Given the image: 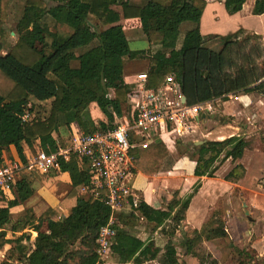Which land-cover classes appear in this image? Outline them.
<instances>
[{
	"label": "trees",
	"instance_id": "1",
	"mask_svg": "<svg viewBox=\"0 0 264 264\" xmlns=\"http://www.w3.org/2000/svg\"><path fill=\"white\" fill-rule=\"evenodd\" d=\"M13 1L0 0V54L4 45L8 49L5 56L0 55V163L12 146L27 161L23 143L36 153L39 149L56 151L60 137L55 133H60L61 127L78 124L86 133L114 127V116L110 111L107 122L89 121L88 110L94 102L106 100L107 107L118 115L123 111L130 115L132 102L124 71L128 59L138 54L130 53L126 58L113 53L99 38L103 29L96 27L91 18L101 26L113 25L123 18H139L144 34L152 44L163 42L185 21L200 22L209 0H50L52 5L46 0H23L22 14L13 30L15 41H12L6 19ZM216 1L224 2L227 12L234 15L243 10L248 0ZM252 13L264 14V0H254ZM240 32L241 29L227 35H204L199 27H194L183 38L181 55L169 62L153 57L149 71L154 77L167 70L177 72L185 91L196 101L228 97L251 87L264 96L263 72L254 75L246 71L232 78L229 71L225 89H221L219 65L230 64L228 61ZM48 35L52 37L51 42L44 39ZM217 38L223 41L220 52L207 45ZM32 97L49 104L38 113ZM25 111L34 116L23 121L21 115ZM188 144L195 149L193 174L198 177L192 191L184 198L174 196L166 208H155L141 200L137 212L119 215L112 255L120 264H185L175 242L178 232H183L181 247L186 254L198 257L200 264H218L215 258L207 263L196 247L203 241L229 239L225 220L209 218L202 229H194L191 236L184 229L187 211L202 186V177H214L218 163L225 159L230 158L233 163L241 159L249 142L233 135L224 140H206L200 145ZM132 153L137 171L145 175L159 173L171 157L170 146L163 140H156L147 148H134ZM58 161L61 170L70 173L73 187L89 183L88 172L78 164L77 157ZM245 172L241 163L235 164L225 180L236 182ZM34 193L32 181L21 172L11 194L0 195V203L5 207L0 209V251L8 243L15 242L16 245L8 250L0 264H15L16 261L23 264H104L98 252V238L101 228L110 220L111 208L105 202L92 200L81 193L68 215L50 207L37 219L32 208L26 207L24 213L13 218L15 213L11 208L25 204ZM141 221L153 223V229L160 228L166 237L161 254L133 234L132 229ZM12 223L17 231L29 228L37 232L30 249H25L21 237L14 240L7 237ZM27 242L31 243L30 236ZM235 252L238 264H264V256L260 258L255 248L235 246Z\"/></svg>",
	"mask_w": 264,
	"mask_h": 264
},
{
	"label": "rangeland",
	"instance_id": "2",
	"mask_svg": "<svg viewBox=\"0 0 264 264\" xmlns=\"http://www.w3.org/2000/svg\"><path fill=\"white\" fill-rule=\"evenodd\" d=\"M46 1L50 5L53 4L50 0H46ZM132 2H139V0L138 1L132 0ZM213 5L218 7L215 9L216 10L215 15H213V13L209 14V12L206 11L203 20L198 23L192 21L183 22L180 26V29L176 32L169 33L163 42H156L150 44V42L145 38L142 32L143 29L140 28L139 33L134 35L135 37L131 38L128 43L129 49L134 50V53L138 54L137 55L138 57H136L135 55L134 58L129 60L125 66L126 69L125 72L128 76V81L130 82L128 87H130L131 89L136 88V83L131 84V81L133 82L135 80L136 74L138 72L150 70L151 58L160 57L163 61L169 62L177 55H181L180 45L183 41V38L187 33V31L193 29L194 27H199V28L204 27V29L207 30L214 29L213 32H216L219 35H227L241 29L238 38L234 42L232 55L230 56L231 60L228 61V63L230 64L226 67L223 66L222 64L219 65L220 70L218 75L221 84V89H225V80L226 79L228 80V78L225 77L227 73H229V71H231V75L233 76L232 78H236L237 76H239V74L245 73L246 71L251 72L254 75L259 74V72H263L262 74H264V32L262 31L264 29V17H263L264 14L263 16L254 15L252 13L253 3L252 1H250L246 3V6L244 7L242 14L235 16L231 15L234 18L229 19L228 17L231 16L227 12L223 3L216 2L211 4V6ZM221 8H223V10ZM22 9H23V0H14L10 5L6 23L8 29L12 32H14L13 30L15 29L19 17L22 14ZM91 21L93 22L94 25H96V27L98 25L100 30L104 28V26H101L99 23H97L95 19L91 18ZM228 27L230 28L229 30L231 31L226 30L227 32L225 34L218 33L221 32L220 29H225ZM11 35L12 38L10 40L13 41L15 39V32L14 34ZM44 39L47 40L48 42H51L52 37L48 35L47 37L44 36ZM207 45L209 48L215 50L216 52H220L223 49V41L220 40V38L213 39ZM5 47L7 48L6 45ZM0 55L2 57L5 56L2 55V53ZM170 71L167 70V72ZM132 74L134 75V77L131 76ZM179 76L180 75H178V77ZM251 88H248L247 90ZM229 96L230 95H228V97L215 99L213 101V106L215 107L214 108L215 113L208 116H216L218 113V115L219 114L225 115L229 121H232V119H234V121L231 122L233 124L240 122L242 125L241 126L242 129L240 131V137L250 138V139L245 138L246 140H248L249 146L251 143H255L257 138L263 140L264 124L260 123L263 120V115H261V113H259V115H256V112L252 113L250 111L247 114H242L239 117L237 116L230 117L229 115H227L224 105V102L228 100V98H230ZM32 101L35 103L34 104L36 107L35 109L36 112L38 113L42 112V109L49 104V102H41L35 97H32ZM107 106L108 105L106 103V100H102L99 103L97 102L92 103L88 110L89 121L93 123L99 122L101 120L109 121V116H108L109 111L113 114L115 118L114 111ZM212 122L214 121L209 119L208 121H205L204 123L198 125V127H195L193 132L186 133L182 136L174 135V144L172 143L169 144L171 150V157L166 161L165 167L159 173H157L158 177L155 178L156 183L153 184L154 185L153 195L155 198L160 200V202L164 207L167 206V202L170 201L174 196L176 195L179 196V190L177 189L175 180L180 175L183 176L190 175L189 172L183 170L184 168H181L182 171L181 170L174 171L175 170L174 164H176L177 160L180 158H185L186 159L185 162H188L190 164L192 162H196V157H193V153L195 149L190 147L188 143L189 142L193 143L195 141H201V140H220L222 138H228V135L233 133L234 131L233 127H228V128L224 127L221 121H217V123H212ZM254 124L256 126H254ZM74 125H75L74 128L63 127L62 130H64L63 132L66 133L64 135L63 141H65L66 138L69 136V129L82 131V128L78 124H74ZM32 152L33 154L36 153L35 151ZM34 172H38V171L34 170ZM38 174L46 175L45 178H48L47 174H43L40 172H38ZM214 177H215V181L218 183H222V181H228L225 180V176H222L221 173L215 174ZM196 180L197 179H193L191 182H193L194 184ZM206 181H208L207 177L202 178L203 185L205 184ZM140 182H141V177L137 176L136 179L137 185H139ZM213 184H214L213 181H209L206 185H204L202 194L208 195V193H210ZM218 186L219 189L214 190L215 202L213 204L208 205V208H204V206L202 205H201L202 207L200 206L202 200L196 199L194 200L192 210L198 208L197 211H194L198 213L200 206L202 210L201 216H203V218H223L224 220H226L225 218H235L236 216L234 217V215L236 214L237 216H239L237 218H255L256 214L252 213L253 211L252 208L255 209L259 207L256 206L250 207L248 203L246 205L242 204L241 201L242 199L241 200L239 199L241 195L239 192L240 189L238 187L236 189H231L229 193L230 198L226 199L227 195L222 196L223 193L225 192V188L222 185H218ZM190 190L188 194L190 193ZM28 201L25 203V208L30 207L33 210V207L29 205L27 206ZM4 208H5L4 205L0 203V209H4ZM246 210L250 212L249 215L245 214ZM22 213L13 214V218H18V216ZM225 222L227 223V220ZM152 226L153 225L148 224L146 221H141L138 223L136 227L132 229V231L133 233H135L136 237L142 240L141 238H145L147 235L155 234V231ZM9 227H11V225ZM185 231L189 235L191 236L193 235V229L191 227H187ZM145 232L147 233V235L144 234L141 235L142 233ZM159 233L161 234V231H159ZM19 236H21V238L24 240L23 244L25 245V249H30L31 244H33L34 238L36 237V233L31 232V230H25L23 231V233H11L9 238H12L14 240ZM28 236H30L31 238V243L27 242ZM161 236L159 237L158 235H156L155 245L157 244V247L155 245L153 246L154 249L158 252V254H161L162 251H160L161 250L160 248L163 247V242L164 241L166 242V237L163 235ZM182 239H183V232L182 233L178 232L175 237V242L178 245L180 259L185 261V259L183 258L184 249L181 247ZM251 244L252 242L250 240H243L242 242H238L232 239V237H230L229 239L219 238V239H215L211 241H203L199 243L198 246L196 247V250L198 253L201 254V256L205 258V260H207V263L211 262V260L215 258L218 261V264H238L236 261L237 254L235 252V246L239 248H248V247H252ZM10 246H16L15 242H11L10 245H6L4 250L10 248ZM209 253L212 255V257H210ZM1 254H5V253L0 252V260L1 258H3ZM259 257L262 258L263 256L259 255ZM104 263L119 264L118 260L112 254H110L109 257L104 259ZM147 264H156V262H148ZM185 264H187L186 261ZM188 264H200L199 258L194 256L193 259L188 261Z\"/></svg>",
	"mask_w": 264,
	"mask_h": 264
},
{
	"label": "built area",
	"instance_id": "3",
	"mask_svg": "<svg viewBox=\"0 0 264 264\" xmlns=\"http://www.w3.org/2000/svg\"><path fill=\"white\" fill-rule=\"evenodd\" d=\"M134 83L135 89L129 87L131 113L127 115L123 111L118 115L114 112V127L92 133L69 129L65 141L64 136L60 137L56 151L39 149L36 154L31 153L26 163L5 158L0 163V195H9L24 168L47 174L53 168L61 169L60 158L77 157L78 164L86 168L89 176V183L81 185L84 194L111 208L110 220L101 228L98 238V252L103 261L112 254L119 215L137 212L142 200L133 186L138 171L132 150L147 148L156 140L174 144V135L193 132L204 123L203 114L215 113L214 99L196 101L185 91L175 71L159 77L152 76L150 71H140L131 84ZM33 116L32 112L25 111L21 118L27 121Z\"/></svg>",
	"mask_w": 264,
	"mask_h": 264
},
{
	"label": "crops",
	"instance_id": "4",
	"mask_svg": "<svg viewBox=\"0 0 264 264\" xmlns=\"http://www.w3.org/2000/svg\"><path fill=\"white\" fill-rule=\"evenodd\" d=\"M132 1V0H130ZM138 1V0H135ZM141 0H139L140 2ZM252 1L254 5V0H248L247 2ZM220 1L216 0H209L207 3V6L204 10V13L202 15L201 21L203 20L204 14L206 11L209 12V14L213 13L215 15L217 6L213 5L212 3H216ZM246 2V3H247ZM224 4V2H221ZM223 6V5H222ZM246 4L244 5V7ZM119 7V6H118ZM212 8V9H211ZM119 9H121L119 7ZM223 10V8H221ZM244 9V8H243ZM253 9V7H252ZM243 11V10H242ZM242 11L234 14L240 15L242 14ZM231 16V15H230ZM259 16H263L259 15ZM264 17V16H263ZM229 19H233L234 17H228ZM140 28L142 29V23L139 18H130V19H121L120 22L115 23L113 25L104 26L102 33L100 34V39L104 40L107 45H109V48L112 50L113 53L116 55H123L127 58L128 54L134 53V50L129 49L128 43L131 38H134L136 34L139 33ZM230 28L220 29L221 34H225ZM206 30V31H205ZM227 30V31H226ZM200 31L204 35L216 33L213 32V30L210 29H204L200 27ZM264 32V29L262 30ZM143 32V30H142ZM13 34V32L11 33ZM144 34V32H143ZM217 34V33H216ZM145 38L146 35L144 34ZM147 39V38H146ZM97 43V40L95 41ZM181 47V45H180ZM2 55H6L8 53V49L4 45V49L2 50ZM136 57H138L136 55ZM134 58V56H133ZM132 59V58H131ZM130 58L128 59L131 60ZM139 60V58H138ZM126 70V69H125ZM125 72V71H124ZM134 77V75H131ZM126 83H130L128 81V76L125 72L124 74ZM134 80V79H133ZM132 83V81H131ZM228 100L224 102L225 105V111L227 115L231 116H241L242 114H247L248 112H256V115H263V120L260 123L264 124V96L260 95L254 90H245L240 91L237 93L230 94ZM1 101V99H0ZM220 105V104H219ZM221 106V105H220ZM217 118H209L210 120H213L212 123H217V121H221L224 127H233L234 131L233 133L229 134L228 137H231L233 135H237L240 137V131L242 129L241 123L237 122L236 124L231 123L234 121H229L228 118H226L225 115L217 113ZM208 119V120H209ZM207 119L204 120L208 121ZM231 120V118H230ZM105 121V120H101ZM107 122V121H105ZM254 126H256L254 124ZM63 128H60V133H55V136H58L63 138V136L66 134L62 130ZM248 138V137H244ZM225 138H222L220 140H224ZM250 139V138H248ZM248 141V140H247ZM23 147V154L24 158L29 159L31 156L32 150L29 148V146L25 143L22 144ZM5 159H16L22 163H26L27 161H24L23 157L20 155L18 150L15 148V146L11 147V150L4 156ZM185 158H180L176 162V167L174 168V171H179L184 168L186 172H189L190 175H180L175 181L177 185V189L179 190V196L178 198H184L188 194L190 188L194 185L193 182H191L193 179H198V177H195L193 174V170L195 168L196 162H192L191 164L188 162H185ZM241 163L245 169L246 172L243 177H241L236 182H229V181H222V183H218L215 181V177H207L204 176L202 178L207 177L208 181L205 182L204 185H206L209 181H213L214 184L211 187L210 193L208 195L202 194L203 191V182L201 188L199 189L198 193L193 197L190 207L187 211L186 215V221H185V227L184 229H187V227H191L193 230L198 229L201 230L203 225L206 223V221L209 218H203L201 216L202 210L200 206H204V208H208V205L213 204L215 193L214 190H218L219 186L222 185L225 188V192L222 196H226L227 198H230V191L231 189H236L237 187L240 189V200L242 201V204L251 206H256L259 208H252V213H255V218H237L239 216L234 215L235 218H225L227 220L226 226L227 231L230 234V237L234 239L235 241L242 242L243 240H250L252 242V247L255 248L260 256H264V139L261 140L260 138L256 139L255 143H251L250 146H248L244 152V155L241 159L237 160L235 163L232 162L230 158L225 159L224 161L218 163L219 169L217 170L216 174L221 173L222 176H226L228 172L235 166V164ZM35 169L30 168H24L22 170V173L25 174L27 177L30 178L32 181V186L35 189L34 195L30 198L28 201L27 206L33 207L34 213L37 216V219L43 215V213L48 208H55L59 211L62 215H68L72 208L75 206L77 199L79 195L82 193L84 194V191L82 190V187L79 188L72 186V180L69 172H63L61 169H52L50 173H47L46 175H40L38 172H34ZM31 171V172H30ZM37 171V170H35ZM171 171V172H174ZM41 173V172H40ZM170 173V172H169ZM36 174V175H34ZM38 174V175H37ZM44 174V173H43ZM44 176V177H42ZM137 176L141 177V182L139 185L136 183ZM42 177V178H41ZM158 177V174L154 175H145L141 172H137L134 180H133V186L135 188V191L138 195V197L142 200H145L147 203L152 205L155 208H166L162 205L159 199L155 198L153 195L154 190V183H156L155 178ZM219 180V179H218ZM197 181V180H196ZM191 182V183H190ZM192 185V186H191ZM192 191V188L190 192ZM85 195V194H84ZM201 195V197H200ZM86 196V195H85ZM233 198V197H232ZM201 199V204L199 206L198 213L194 212L197 211L198 208H195L192 210V206L194 203V200ZM169 202V201H168ZM167 202V204H168ZM201 206V207H202ZM25 209V204L19 205L17 207L11 208L12 213H21ZM248 210H246L247 212ZM245 212L246 215H249ZM200 213V214H199ZM250 213V212H249ZM195 214V215H194ZM204 215V213H203ZM225 220V221H226ZM251 222V223H250ZM150 224V223H148ZM152 227L154 228V224ZM44 228V227H43ZM25 230H31V232L36 233L37 232L32 229H25ZM23 230V231H25ZM160 228L155 229L154 235H147V233H142L141 235H147L145 238H141L142 241L149 245L151 249L158 253L154 249L155 245V239L156 235L159 237L162 235L159 231ZM23 231H17L14 223H12L11 227L8 228V235L9 238L11 233H23ZM133 232V231H132ZM135 234V233H133ZM21 237V236H19ZM162 237V236H161ZM36 238V237H35ZM34 238V241H35ZM138 238V237H137ZM34 243V242H33ZM165 241L163 242V247H161L160 251L163 252V248L165 245ZM11 243H8L6 245H10ZM157 247V244L155 245ZM12 246H10L11 248ZM10 248H7L6 250H1L0 252H4L5 254H1L3 258H1L0 263L7 257L8 250ZM161 252V253H162ZM183 258L188 264V261L194 258L193 255H188L186 252H183ZM15 264H23L22 262L16 261ZM120 264V263H119ZM127 264H134V263H127ZM147 264V263H146Z\"/></svg>",
	"mask_w": 264,
	"mask_h": 264
},
{
	"label": "water",
	"instance_id": "5",
	"mask_svg": "<svg viewBox=\"0 0 264 264\" xmlns=\"http://www.w3.org/2000/svg\"><path fill=\"white\" fill-rule=\"evenodd\" d=\"M13 34H14V32H13ZM203 117L205 118L206 117V115L205 114H203ZM212 118H217L218 119V117L217 116H212ZM205 141L206 140H201V141H195V142H193L195 145H200V144H203V143H205ZM190 144L192 143V142H189ZM247 214H249V211H247L246 212Z\"/></svg>",
	"mask_w": 264,
	"mask_h": 264
},
{
	"label": "bare ground",
	"instance_id": "6",
	"mask_svg": "<svg viewBox=\"0 0 264 264\" xmlns=\"http://www.w3.org/2000/svg\"><path fill=\"white\" fill-rule=\"evenodd\" d=\"M209 117H212V116H208V115H206L205 118L202 116V118H203L204 120L208 119Z\"/></svg>",
	"mask_w": 264,
	"mask_h": 264
}]
</instances>
